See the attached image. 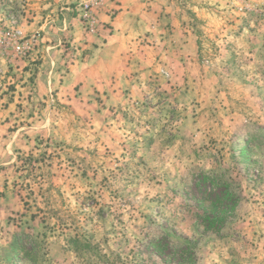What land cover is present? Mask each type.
Returning <instances> with one entry per match:
<instances>
[{"label": "rangeland", "instance_id": "1", "mask_svg": "<svg viewBox=\"0 0 264 264\" xmlns=\"http://www.w3.org/2000/svg\"><path fill=\"white\" fill-rule=\"evenodd\" d=\"M0 264H264V0H0Z\"/></svg>", "mask_w": 264, "mask_h": 264}]
</instances>
